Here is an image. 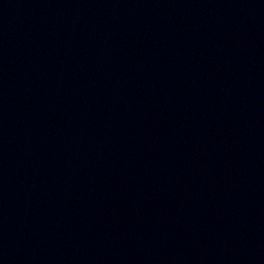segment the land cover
<instances>
[{"label": "water", "instance_id": "obj_1", "mask_svg": "<svg viewBox=\"0 0 264 264\" xmlns=\"http://www.w3.org/2000/svg\"><path fill=\"white\" fill-rule=\"evenodd\" d=\"M0 264H264V0H0Z\"/></svg>", "mask_w": 264, "mask_h": 264}]
</instances>
